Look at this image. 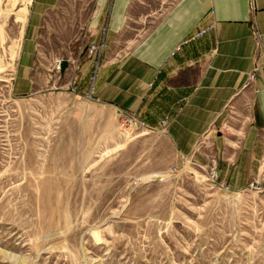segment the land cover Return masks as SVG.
<instances>
[{"label":"rangeland","instance_id":"1","mask_svg":"<svg viewBox=\"0 0 264 264\" xmlns=\"http://www.w3.org/2000/svg\"><path fill=\"white\" fill-rule=\"evenodd\" d=\"M175 1L134 0L106 51L92 25L98 0H0V264H264V178L230 190L217 156L247 127L249 97L195 159L160 126L168 118L150 126L101 99V66ZM126 113L150 128H130Z\"/></svg>","mask_w":264,"mask_h":264},{"label":"crops","instance_id":"2","mask_svg":"<svg viewBox=\"0 0 264 264\" xmlns=\"http://www.w3.org/2000/svg\"><path fill=\"white\" fill-rule=\"evenodd\" d=\"M133 1L98 0L92 25L97 43H103L106 51L125 29ZM209 25L212 30L185 43ZM31 34L33 39L34 31ZM29 52L23 54L25 59L31 57ZM113 64L100 68V87L106 67L110 87L108 95L100 93L101 99L117 101L150 126L168 118L171 139L190 159L197 157L202 139L225 125L235 99L243 95L245 104L249 97L250 115L243 118L249 121L247 127L233 131L225 150L217 153L220 178L233 191L264 178V0H176ZM119 78L127 82L124 101L118 92Z\"/></svg>","mask_w":264,"mask_h":264},{"label":"built area","instance_id":"3","mask_svg":"<svg viewBox=\"0 0 264 264\" xmlns=\"http://www.w3.org/2000/svg\"><path fill=\"white\" fill-rule=\"evenodd\" d=\"M212 29H213V25H209L205 28L200 29L197 33H195L187 41H185V43L195 41L197 38L202 37L203 35H205L208 31H210ZM256 40H257L256 43H257L258 47H260L261 36H257ZM101 49H102V47H99L97 45H91L88 49V54L90 57H94L96 55L98 56ZM256 71H257V69H255L252 73H250L249 78L251 81H253L255 79ZM125 124L127 126H129L130 128L133 127L135 129H149L150 128L144 121H142L138 116H136L133 113H128V114L126 113ZM160 126L163 129L168 127V120L167 119L162 120L160 123Z\"/></svg>","mask_w":264,"mask_h":264},{"label":"water","instance_id":"4","mask_svg":"<svg viewBox=\"0 0 264 264\" xmlns=\"http://www.w3.org/2000/svg\"><path fill=\"white\" fill-rule=\"evenodd\" d=\"M64 66H65V64H64Z\"/></svg>","mask_w":264,"mask_h":264},{"label":"bare ground","instance_id":"5","mask_svg":"<svg viewBox=\"0 0 264 264\" xmlns=\"http://www.w3.org/2000/svg\"><path fill=\"white\" fill-rule=\"evenodd\" d=\"M167 176V175H166Z\"/></svg>","mask_w":264,"mask_h":264}]
</instances>
